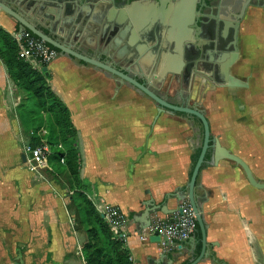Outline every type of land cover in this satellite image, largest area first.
<instances>
[{
	"label": "crops",
	"instance_id": "crops-1",
	"mask_svg": "<svg viewBox=\"0 0 264 264\" xmlns=\"http://www.w3.org/2000/svg\"><path fill=\"white\" fill-rule=\"evenodd\" d=\"M0 29L13 35L19 24L0 12ZM248 33L253 48L243 63L250 67L251 90L238 103L222 101L220 93H214L206 106L212 136L244 160L255 179L264 184L262 20ZM88 35L74 45L79 52L121 64L124 54L121 40L116 43L119 37L104 41L90 36L91 31ZM45 73L71 112L78 134L80 177L89 184L88 197L98 211L105 204L112 205L129 219L125 243L134 264H190L197 259L203 243L198 251L195 234L169 246L146 241L142 215L149 201H154L155 209L162 206L165 210L153 213L151 223L171 218L173 211L190 204L188 198L179 201L173 194L187 193L194 158L203 146L200 120L159 113L152 100L116 77L64 55ZM21 95L0 57V264H86L84 241L68 208L69 191L51 178L36 179L28 169L24 149L30 134L19 115ZM209 153L196 189L209 248L199 264H264V189L252 186L234 161L222 159L213 164Z\"/></svg>",
	"mask_w": 264,
	"mask_h": 264
},
{
	"label": "flooded vegetation",
	"instance_id": "flooded-vegetation-1",
	"mask_svg": "<svg viewBox=\"0 0 264 264\" xmlns=\"http://www.w3.org/2000/svg\"><path fill=\"white\" fill-rule=\"evenodd\" d=\"M13 1L18 2L14 6L23 14H31L37 21L43 16L41 7L44 13L55 11L63 16L81 13L91 19L105 14L120 17L124 55L121 64L111 58L106 62L137 78L170 105L197 110L207 120L206 103L212 94L220 93L222 101L238 103L252 88L249 64L243 62L253 48L248 29L257 20L264 25V0ZM105 6L110 10L102 11ZM160 17L166 22L161 24ZM241 71L247 75L242 77ZM161 73L167 75L161 77ZM240 78L243 87L233 84ZM156 107L159 112L160 107ZM172 114L193 117L183 112Z\"/></svg>",
	"mask_w": 264,
	"mask_h": 264
},
{
	"label": "trees",
	"instance_id": "trees-1",
	"mask_svg": "<svg viewBox=\"0 0 264 264\" xmlns=\"http://www.w3.org/2000/svg\"><path fill=\"white\" fill-rule=\"evenodd\" d=\"M18 45L12 35L0 29V57L8 68L9 75L22 94L19 115L23 128L30 134V144L38 146L45 139L54 148L51 160V180L62 176L69 179L71 188L67 193L71 215H75L76 230L85 235L82 254L86 264H134L126 243L115 239L92 200L88 197L89 184L80 177L81 158L78 149V134L73 125L67 105L54 93L50 77L32 63L19 59ZM59 51V50H58ZM45 129L47 134L40 136ZM62 145L63 149L58 146ZM200 152L194 158L197 162ZM211 158L208 153L206 160ZM65 160L63 164L61 161ZM75 213V214H74ZM195 236L201 249L202 233L197 223ZM189 264V263H185Z\"/></svg>",
	"mask_w": 264,
	"mask_h": 264
},
{
	"label": "water",
	"instance_id": "water-1",
	"mask_svg": "<svg viewBox=\"0 0 264 264\" xmlns=\"http://www.w3.org/2000/svg\"><path fill=\"white\" fill-rule=\"evenodd\" d=\"M15 4H18V2L13 0H0V12L12 17L15 21H17L19 24V32L28 30L39 39L45 41L51 47L59 50L61 55L77 59L83 63L97 67L116 77L121 83H128L155 101V103L160 107V113L164 112V110H169L172 113L183 112L201 120L204 125L203 146L193 169L191 179L188 183L187 193L182 192L181 195L173 194L174 197H176L179 201L184 198H188L195 213L196 221L202 233L203 249L201 255L190 264L201 263V261H203V259L208 256L209 248L207 243V225L203 218L202 204L199 202V197L196 195V189L201 170L206 163V157L209 151L212 152L211 162L213 164H217L222 159L234 161L243 168L252 186L258 189H264V184L259 183L255 179L252 170L244 160L232 154L228 149L222 146L218 138L212 136L209 122L203 113L194 109L170 105L157 94H155L151 89H149V87H147L145 84L140 83L137 78L121 71L109 62L103 61L98 55H87L79 52L76 46H74L80 45L81 40L89 36L88 31H91L92 33L90 36H94V38L100 36V40L104 41L106 37H108L109 41L119 37V39L116 41V43H118L120 41V28L123 25L122 19L120 17L112 18L109 14H105L97 19H91L90 17H86L81 13L76 15L67 14L63 16L56 13L55 11H48L44 13V9L41 7L40 13L43 16L40 21H37L33 15L30 14L27 16L26 14H23L20 8L14 6ZM33 5L29 7L30 10L33 9ZM166 20V18L160 17L161 24L165 23ZM93 24H95V27H92ZM148 26L149 25L145 27ZM43 70L44 72H47L48 67H44ZM166 75V73H161V77ZM242 82V80L237 79L236 82L233 81V84L243 87ZM206 201V199H203V203ZM156 208L157 209H155L154 201H149L146 203V210L142 215V217L146 219V222L142 221V231L151 226V215L153 213L156 211L163 212L164 210V207L162 206H157ZM174 213L175 211L172 212V214ZM102 218L104 219V215H102ZM194 240V238L191 239L193 242ZM150 241L152 243L163 242L166 246L171 244L166 236H161L159 233H156V235L152 236Z\"/></svg>",
	"mask_w": 264,
	"mask_h": 264
},
{
	"label": "built area",
	"instance_id": "built-area-1",
	"mask_svg": "<svg viewBox=\"0 0 264 264\" xmlns=\"http://www.w3.org/2000/svg\"><path fill=\"white\" fill-rule=\"evenodd\" d=\"M18 45V57L21 60L32 63L38 69L48 67L61 56L60 51L48 45L28 30L15 32L12 35ZM47 131L43 128L39 131L40 136H45ZM53 146L45 139L38 146L28 143L25 146V155L28 157L27 166L33 177L46 181L49 179V172L52 171L51 157L54 153ZM63 149L62 145L58 146ZM63 164L65 160L61 161ZM71 194V193H69ZM99 212L109 225L113 237L124 242L129 237L128 217L117 207L103 205ZM197 221L192 206L187 203L178 208L171 218L154 220L149 228L144 229L142 238L148 241L152 236L159 233L166 236L170 242H184L189 240L196 232Z\"/></svg>",
	"mask_w": 264,
	"mask_h": 264
},
{
	"label": "rangeland",
	"instance_id": "rangeland-1",
	"mask_svg": "<svg viewBox=\"0 0 264 264\" xmlns=\"http://www.w3.org/2000/svg\"><path fill=\"white\" fill-rule=\"evenodd\" d=\"M263 93V92H262ZM52 158H53V155H52V157H51V160H52ZM49 179H50V176H49ZM56 184H57V186H59L60 187V189H63V190H65V191H69L70 190V188H71V185H70V182H69V179H68V177H66V176H62V177H60L59 179H57L56 181H54ZM75 214V213H74ZM72 216V218H74V217H76L75 215H71ZM77 218V217H76ZM105 220V219H104ZM73 223H74V227H75V229H76V222L74 221V219H73ZM107 223V222H106ZM77 231V230H76ZM79 233V232H78ZM80 234V233H79ZM81 235V238L83 239V241H84V243H85V241H86V239H85V235L84 234H80ZM83 243V244H84Z\"/></svg>",
	"mask_w": 264,
	"mask_h": 264
}]
</instances>
